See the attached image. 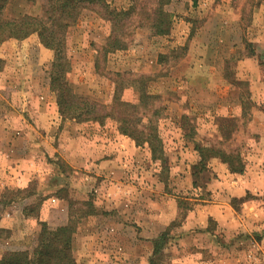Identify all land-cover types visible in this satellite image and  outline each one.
<instances>
[{"label": "rangeland", "instance_id": "obj_1", "mask_svg": "<svg viewBox=\"0 0 264 264\" xmlns=\"http://www.w3.org/2000/svg\"><path fill=\"white\" fill-rule=\"evenodd\" d=\"M46 1L11 0L4 13L40 15ZM159 1L82 10L61 73L104 112L120 100L142 124L150 116L152 145L111 117L62 115L56 51L36 33L0 46V257L32 250L44 224L71 219L80 264H264V0H170L172 29L156 36ZM103 4L131 9L126 49L104 53L112 24ZM198 145L236 155L244 173L211 155L201 168ZM28 233L29 245L6 248Z\"/></svg>", "mask_w": 264, "mask_h": 264}, {"label": "trees", "instance_id": "obj_2", "mask_svg": "<svg viewBox=\"0 0 264 264\" xmlns=\"http://www.w3.org/2000/svg\"><path fill=\"white\" fill-rule=\"evenodd\" d=\"M11 0H0V46L9 39H24L36 33L40 42L49 49L56 51L53 62L51 87L57 92V101L60 112L65 116H75L80 121H99L111 117L119 122V131L133 138L137 144L149 143L158 139V131L153 119L148 118V124H142V118L132 108L135 106L120 100L114 101L111 111L104 112V107L95 102H89L85 97L74 94L68 90L63 82L62 61L66 62L65 36L67 29L76 22L82 10L104 0H47L40 15L16 14L7 17L4 13L6 5ZM170 0H160L151 17L150 28L153 35L164 36L172 29V14L164 9ZM108 4V3H107ZM106 19L112 24L111 34L103 48L104 53L126 49L128 46V33L123 30L130 10L111 9L104 5ZM0 58V67L2 63ZM153 112V115H156ZM201 155V168L206 165L208 156H218L222 162L227 163L230 171L242 174L245 165L236 155L228 154L214 146H197ZM155 152L154 147H152ZM74 221L70 219L66 225L50 228L43 225L37 243L32 250L8 251L0 257V264H80L74 256Z\"/></svg>", "mask_w": 264, "mask_h": 264}, {"label": "crops", "instance_id": "obj_3", "mask_svg": "<svg viewBox=\"0 0 264 264\" xmlns=\"http://www.w3.org/2000/svg\"><path fill=\"white\" fill-rule=\"evenodd\" d=\"M36 37L34 36H30L28 39L24 40V41H13L10 40L8 42H6L5 44H3L2 49L6 50L8 48V46H14L15 44H19L20 46H24L27 44H30L33 40L35 41ZM40 46V51L47 53L48 51L44 50V48L39 44ZM48 54V53H47ZM18 225H20V223L18 222ZM28 232V231H27ZM21 233V232H19ZM27 234V233H26ZM30 238L29 233L26 236H22L20 235L19 238H17L15 235L13 237V239H10L7 243L8 247H6L7 249H12V250H17V249H21V247H25V245H29L30 242L28 241ZM4 244V243H3Z\"/></svg>", "mask_w": 264, "mask_h": 264}]
</instances>
